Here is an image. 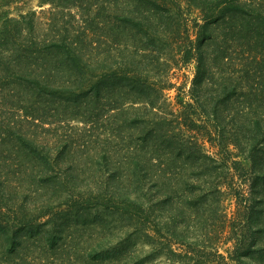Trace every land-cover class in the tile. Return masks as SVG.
Instances as JSON below:
<instances>
[{"label":"trees","instance_id":"1","mask_svg":"<svg viewBox=\"0 0 264 264\" xmlns=\"http://www.w3.org/2000/svg\"><path fill=\"white\" fill-rule=\"evenodd\" d=\"M15 1L20 0H0V112L4 101L12 99L14 104L15 99L23 115L32 122L46 123V117L52 121L54 113L50 111L54 109L59 117L69 114V117L76 120L81 118L89 124L102 118L106 109L125 114L139 104L140 108L153 115L147 131V139L152 137L154 140L150 160L153 154L159 156L168 151L169 159L184 157L191 160L188 166L195 170V181L189 183L190 177H185L181 187H199L200 181L204 182L206 189L199 197H208L209 202L198 211L199 216L202 218L204 214L212 213L216 216V223L221 216L224 221L214 231L217 237L225 236L223 243L231 244L224 254L213 242L208 257L195 253L198 250L187 245L185 249H171L170 240L167 243L162 240L161 229L156 224L146 225L150 207L140 201L141 195H135L133 204L119 211L124 216L127 231H121L113 245L102 249L100 264H152L158 257H163L164 264H200L202 260L209 264H264V0H200L197 6L203 11L204 21L192 44H184V39L173 40L171 44L168 39L174 37L159 35L165 31L164 28L167 31L166 27L171 26L170 21L175 15L177 19L180 17V13L174 14L165 0H126L141 7V14L134 16L133 20L138 25H144L138 29L145 28L146 37L139 43L142 45L139 50L142 49L140 56L149 58L158 70L156 76L159 78L153 82L143 70L128 69L130 74L121 70V74L119 72L117 75L115 69H99L97 63L85 57L84 52L85 45L93 41L96 31L91 32L92 36L85 31H73L70 35L54 34V31L44 34L37 28L34 11L16 16L10 13L9 6ZM63 1L67 0H40L41 3L56 5ZM75 1L70 0L71 5H80ZM98 23H102L98 36L103 38L106 35L109 43H105V49L112 53L118 47L117 36L123 33L125 25L119 27L110 20ZM217 25L223 29L222 33L215 35L213 30L218 29ZM179 29L177 24L176 30ZM183 30L186 31V28ZM166 46L169 48L163 57L159 51ZM191 60L196 65V75L189 89L199 106L209 105L202 107L199 114H204L213 123L214 127L208 135L213 140L210 144L215 155L195 143L192 137L186 139L184 135L168 129L162 108L164 102H159L164 97V91L175 88L176 82L172 81L175 75L170 71ZM97 70L98 74L95 72ZM13 82L15 87L8 88ZM205 82L213 92L206 91ZM179 94L177 92L176 96L182 103ZM200 94L203 99L199 97ZM119 100L122 102L118 103ZM184 104L189 107L193 103L186 101ZM240 104L241 107L234 108ZM234 115H238L240 120L233 118ZM228 116L231 119L224 121ZM189 117L187 114L181 117L182 123L194 126V118ZM187 120L190 124L186 123ZM235 120L239 123H234ZM9 129L17 136L9 141L10 144L4 143L11 149L27 147L35 155L46 145L27 137L26 133L20 134L14 127ZM166 146L170 150H166ZM146 155L144 152L141 158L135 159L128 180L143 187L152 178L151 185L159 187L161 191L163 182L160 180L165 181L168 165L156 163L154 172L150 171L154 164L147 161L142 165L139 162ZM232 155L234 158L241 156L242 160L232 159ZM0 157L3 162L12 160L4 155ZM31 157L38 158L37 162L43 170L37 171L39 180L54 175L55 168V177L59 175L61 170L55 165L59 163L57 159L53 163L56 167L50 169L51 164L45 166V163L51 159L45 156ZM230 160L234 166L229 165ZM242 161L245 163L242 164ZM101 162L107 171L110 170L109 176L116 175L114 182L118 175L122 177V170L115 165L117 160L112 155H103ZM237 170L241 172L238 181L234 180ZM14 183L18 181L3 179L0 173V187ZM243 184L248 190L239 188ZM15 185L22 186L20 183ZM224 200H228L226 205L222 203ZM229 202L234 206L227 217ZM151 209L156 212L160 207ZM7 211L5 206L0 205V264H38L25 251L30 244L38 245L40 241H35L34 237L39 232H31L27 224H22L16 218L12 221L6 219ZM184 215L181 208L176 210V216ZM254 221L256 224H253ZM36 229L39 230V227ZM170 237H174L175 241L183 238L176 229ZM145 246L150 247L147 253H144ZM195 258H198V262L194 261Z\"/></svg>","mask_w":264,"mask_h":264},{"label":"rangeland","instance_id":"2","mask_svg":"<svg viewBox=\"0 0 264 264\" xmlns=\"http://www.w3.org/2000/svg\"><path fill=\"white\" fill-rule=\"evenodd\" d=\"M165 1L174 14L180 13V17L177 19L175 15L174 19L178 21L171 20V26L166 27L167 31L164 28L165 31L159 35L174 37L168 39L171 44L173 40L183 41V39L184 44L194 43L199 27L204 21L203 11L198 8L201 1L198 0L196 3L194 0H190L192 2L189 0ZM75 3L80 5H71L70 0L57 3V5L48 2L41 3L40 0H20L15 1L9 7L10 13L15 16L18 13L34 11L37 28L44 34H52L54 31V34L70 35L73 31H85L92 36L91 32L96 31L92 38L93 41L91 40V43L85 45L84 52L85 57L88 56L89 61L97 63V67L101 70L115 69L117 75L119 72L121 74V70L128 74H130L128 69L143 70L146 77L152 82L159 78L156 76L158 70L153 67L150 59L140 56L142 49H139L142 45L139 43L145 39L146 32L144 27L141 30L138 29L144 25H138L133 17L141 14V7L126 0H76ZM125 16L130 17L129 21ZM103 20H110L119 27L125 25V28L122 29L123 33L117 36L118 47L112 53L105 49V43H109L106 40V35L102 36L103 38L98 36L99 27L102 26V23L98 22ZM177 24L180 27L179 30H176ZM184 27L186 31L183 30ZM217 27L218 29L213 30L215 35L222 33L223 27L221 25H217ZM171 47L173 49V46ZM168 48L169 46L162 47L159 51L163 57V53ZM125 65H128V68ZM133 66L135 68L132 69ZM95 72L98 74L99 70ZM170 73L175 75L174 78L172 77V81L176 82L175 88L164 91V97L159 100L160 103L164 102L162 108L167 119L166 127L174 133L184 135L186 139L192 137L195 143L197 142L209 153L215 155L210 144V141L213 140L208 135L214 127L213 123L207 120L204 114H199L202 112L203 106H199L194 101L189 89L196 75L194 61L191 60L176 66ZM205 83L206 86H203L207 87L206 91L213 92L208 82ZM7 87H15L14 82ZM16 88L18 89V87ZM177 92H180L179 97L182 98V103L176 96ZM199 97L203 99L201 94ZM186 101L193 103L192 106L186 107L184 104ZM15 102L16 100L13 99L14 104H12V99H10L1 105L0 155L12 158V160L3 162V158L0 157V173L3 179H13L22 186L14 183L8 187H0V205L8 209L6 219L12 221L16 218L22 224H27L29 230L32 229L31 232H39L34 237L35 241H40L38 245L30 244L25 251L32 255L38 264H100L102 249L113 245L121 231H127L124 227V216L119 211L122 207L126 208L132 205L135 195H141L140 201L150 207L146 225L156 224L161 229L162 240L166 243L170 240L171 249L181 250L185 249L187 245L198 250L194 251L195 253L198 252L203 257H208L213 242H216L220 252L226 253L225 249L231 245L230 242L223 243L225 236L217 237L218 234L214 231L224 219L220 216L216 223L214 214L206 213L200 218V213H198L209 202L208 197H199V194L206 189L204 182L200 181L199 187H181L185 177H190L189 183L195 181V170L188 166L191 160L184 159V157L169 159V151L159 156L153 154L154 156L150 160L151 144L154 140L152 137L147 139L149 137L147 131L151 125L149 119H152L153 115L140 108L139 104H136L139 107L136 106L135 109H131L129 113L125 114H116V111L111 109L107 111L106 109L102 118L87 124L81 118L76 120L69 117V114L64 115L66 117H59L54 109L50 111V113H54L52 121L46 117V123L37 120L32 122L29 117L23 115L22 109H19ZM117 102L120 103L122 100ZM203 104L207 103L203 102ZM207 106L209 107L206 105L203 108ZM237 107H241V104L234 108ZM186 108L188 109L186 110ZM186 114L194 118V126H191L189 120L186 123H189L190 126L182 123L181 117ZM233 118L240 120L238 115H234ZM56 119L58 120L55 122ZM227 119H231L230 116L224 121ZM238 120H235L234 123H239ZM12 127L22 135L26 133L27 137L45 142V147L33 155L27 147L11 149L9 146H5L17 137L13 135L15 132L9 129ZM194 138H197L198 141ZM166 150H170V148L166 146ZM144 152L147 155L139 162L142 165L147 164V161L154 164L150 171L154 172L156 163L168 165L166 166L165 181L160 180L163 182L160 187L161 191L159 187L151 185L152 178L143 187L131 184V180H128V174L132 173L135 159L141 158ZM103 155H112L117 160L115 165L120 166V170H122V177L118 175L115 182L116 175L109 176L110 170L107 171L101 162ZM31 156H45L51 159L45 163V166L51 164L50 169L57 166L59 171L61 170L59 175L55 177V168L54 175L39 180L37 171L43 170L37 162L38 158ZM241 158V156L234 158L232 155V159L242 160ZM56 159L59 163H55V166L53 163ZM242 162V164L245 163ZM228 163L233 165L231 160ZM180 166L182 167L178 168ZM239 173L241 172L237 170L234 180H239L237 178ZM178 176L181 178L179 181ZM240 187L248 190L245 184ZM262 188L264 189V187ZM222 203L226 205L228 200H224ZM157 206L160 207V210L152 211L151 208ZM233 206L234 204L229 202L226 209L227 217ZM179 208L183 210L184 218L176 216V210ZM174 217L176 221H174ZM253 224H256V221ZM37 226L39 230L36 229ZM22 227L24 228V225ZM174 229L183 238L175 241L174 237H170ZM182 240L186 242H182ZM136 248L134 247V249ZM149 248V246H145L144 253H147ZM162 258L158 257L152 264H164ZM194 261L198 262V258H195ZM202 261L203 263L200 264H209L205 260Z\"/></svg>","mask_w":264,"mask_h":264}]
</instances>
